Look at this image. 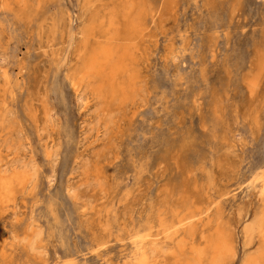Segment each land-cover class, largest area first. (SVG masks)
<instances>
[{"label":"rangeland","instance_id":"374dc122","mask_svg":"<svg viewBox=\"0 0 264 264\" xmlns=\"http://www.w3.org/2000/svg\"><path fill=\"white\" fill-rule=\"evenodd\" d=\"M118 1L100 0L83 14L85 0L13 1L10 9L0 0V98L5 77L14 79L12 122L37 176L15 214L0 218V244L12 241L0 247V264H127L133 248L116 238L120 227L131 231L184 179L198 202L245 181L220 209L236 237L234 264H241L261 246V236L245 246L244 228L264 215L260 185L250 183L264 169V0H151L146 37L131 44L139 92L121 105L108 145L93 118L95 100L78 107L66 74L81 65V29L93 13L107 18ZM106 30L105 23L96 30L99 41ZM45 104L54 126L45 123ZM185 142V152H176ZM179 160L191 174L177 168ZM87 170L102 172L104 191L91 182L93 173L82 174ZM29 223L41 226V253L18 240Z\"/></svg>","mask_w":264,"mask_h":264},{"label":"bare ground","instance_id":"6f19581e","mask_svg":"<svg viewBox=\"0 0 264 264\" xmlns=\"http://www.w3.org/2000/svg\"><path fill=\"white\" fill-rule=\"evenodd\" d=\"M13 1L22 3V0H1L2 8L10 9ZM85 1L82 8L83 14L90 13L88 8L100 0ZM150 4L151 0H119L116 8L109 12L107 18L103 19L93 13L88 25L80 31L82 35L78 52L81 60L80 68L69 70L66 74L78 107L85 105L88 97L95 100L93 101L95 102V108L92 110L93 118L103 128L108 145L115 138L118 114L122 110L121 105L130 102L139 92L137 87L139 73L135 66L137 59L132 53L131 44L135 40H144L146 37L148 18L154 17ZM102 23L106 24L107 30L103 33V41H99L100 37L97 36L96 30ZM92 38L97 40L91 43ZM258 78L257 76L250 81L252 94L257 87ZM16 86L17 82L6 76L4 92L0 98V218H7L10 215L12 217L15 214L20 196L28 189H35L37 177L31 161L26 162L22 158L25 146L22 143L21 129L14 125V121L12 122V119L17 116L11 107L12 104L14 106L13 97ZM140 91L142 92L143 88ZM53 113L54 110L49 109L45 104L43 114L45 123L51 126L55 125ZM28 115L32 117V121L37 120L38 115L35 112L31 111ZM82 122L85 123L84 119ZM45 127L41 130L43 134L46 131ZM92 129L94 130L95 127ZM189 146V143L185 142L176 152L182 154ZM10 155H13L14 159L9 165L6 160ZM54 156V152L48 155L50 163L53 162ZM175 164L187 175L193 170L191 166L184 163V160H179ZM82 166L85 168L86 165ZM91 173L96 179L90 181L97 180L95 184L104 191V184L99 178L102 172L100 170L82 171V174L88 178ZM252 175L250 183L259 184V192L264 195V169ZM188 184V179H184L177 186L178 190L168 188L157 201V207L153 208L145 219L141 222L134 221L131 231L127 228V224L120 227L118 234L115 235L116 238L121 242L128 241L133 248L127 264H234L237 257L236 237L220 209L223 198L241 190L245 181L237 183L233 189L228 185L223 191L207 192L205 200L199 202L190 196ZM30 226L29 223L23 236L18 240L25 243L28 251L41 253L40 250L44 248L41 226ZM243 233L245 246L252 244L257 236H261L259 241L261 246L255 249L253 254H247L241 264H264V215L252 224L246 225ZM14 237L17 238V236ZM105 244L106 242L102 241L94 250L97 251ZM8 246L11 248L12 241L10 238H4L0 247L6 249ZM64 264L78 263L75 258H71Z\"/></svg>","mask_w":264,"mask_h":264}]
</instances>
